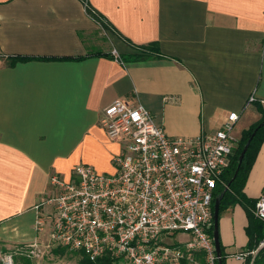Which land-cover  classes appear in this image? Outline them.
Returning <instances> with one entry per match:
<instances>
[{"label":"crops","instance_id":"1","mask_svg":"<svg viewBox=\"0 0 264 264\" xmlns=\"http://www.w3.org/2000/svg\"><path fill=\"white\" fill-rule=\"evenodd\" d=\"M0 0V244L48 239L50 179L80 164L116 172L120 144L100 118L115 100L142 104L169 137L195 138L240 114L237 137L264 111V0ZM158 54L135 59L138 47ZM116 50L123 62L114 59ZM254 95L255 102L245 107ZM236 140V138H235ZM237 141V140H236ZM243 193L264 195V140ZM249 220L221 211L225 264H244Z\"/></svg>","mask_w":264,"mask_h":264},{"label":"built area","instance_id":"2","mask_svg":"<svg viewBox=\"0 0 264 264\" xmlns=\"http://www.w3.org/2000/svg\"><path fill=\"white\" fill-rule=\"evenodd\" d=\"M112 55L123 62L116 50ZM255 101L252 95L245 107ZM239 118L231 113L213 133L173 138L142 104L115 100L104 109L100 126L121 146L113 157L116 172L101 174L80 164L70 182L52 176L49 209L37 220V229L48 227V247L84 253L91 262L183 264L197 253L206 264H219L210 235L213 201L231 166ZM253 212L264 221V195ZM176 233L189 234L191 240L169 243L166 239Z\"/></svg>","mask_w":264,"mask_h":264},{"label":"trees","instance_id":"3","mask_svg":"<svg viewBox=\"0 0 264 264\" xmlns=\"http://www.w3.org/2000/svg\"><path fill=\"white\" fill-rule=\"evenodd\" d=\"M81 1L84 4L85 3L87 4V11L90 14V16H92L93 19L99 22L104 29H108V25L106 24V22L89 7L87 0H81ZM136 49L138 50V53L133 56V58L135 59L148 58L154 54L156 55L158 54V49L155 45L151 47H138ZM260 110L262 115L261 120L258 123L254 124L253 126H251L248 130L244 131L242 133V138L237 142V145L234 150V154L232 156L231 166L223 176L224 184L218 185L213 201V209H214L215 199L222 196L220 214L222 210H224L229 206L240 204L244 207L249 220V225L247 227L249 242L246 247V250L252 249L254 245H257L259 242L264 240V221L257 219L253 212L256 205V200L248 199L246 195L243 193V189L247 177L249 175L250 168L254 162L257 151L264 140V111L262 109ZM262 123H263L262 127L257 130L255 136L252 138L249 148L243 158V161L239 166V158L244 147L248 143L249 139L252 137L253 132ZM219 219H220V215H219ZM218 225H219V220H218ZM215 230L216 229L213 220V226L210 229V235L214 236ZM218 232H219V227H218ZM219 241H220V237H219ZM220 248H221V262L222 264H225L226 256L223 253V246L221 241H220ZM59 252H62V250L60 251L59 249L55 251V253H59ZM79 254L82 256L80 264H112L108 258H102L97 262H91L84 255V253H79ZM261 254L262 256H264V249L263 251H261ZM198 255L202 257V262H205L204 255L203 254H198ZM186 263L187 261L184 260L183 264ZM26 264H30L29 260L26 261Z\"/></svg>","mask_w":264,"mask_h":264},{"label":"rangeland","instance_id":"4","mask_svg":"<svg viewBox=\"0 0 264 264\" xmlns=\"http://www.w3.org/2000/svg\"><path fill=\"white\" fill-rule=\"evenodd\" d=\"M237 141L242 138L241 136L235 137ZM169 243H185L191 240L189 234L176 233L169 235L166 239ZM48 239H43V243L39 248L32 250L28 246H4L0 244V264H26L29 260L30 264H80L82 256L63 246L51 245L48 247ZM63 248V249H62ZM62 252L55 253L56 250ZM264 249V240L250 250H246L244 254V264H264V256L261 251ZM186 264H206L202 262L200 255L193 254L191 260Z\"/></svg>","mask_w":264,"mask_h":264},{"label":"water","instance_id":"5","mask_svg":"<svg viewBox=\"0 0 264 264\" xmlns=\"http://www.w3.org/2000/svg\"><path fill=\"white\" fill-rule=\"evenodd\" d=\"M263 125L260 124L259 127L253 132V135L252 137L249 139L248 143L246 144V146L244 147L241 155H240V158H239V166L241 165L242 161H243V158L249 148V145H250V142L252 140V138L255 136L257 130L259 128H261ZM238 171V170H237ZM221 200H222V196L215 199V202H214V224H215V232H214V242H215V247H216V252H217V256H218V263L219 264H222L221 262V248H220V241H219V232H218V220H219V215H220V206H221Z\"/></svg>","mask_w":264,"mask_h":264}]
</instances>
